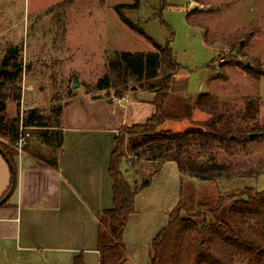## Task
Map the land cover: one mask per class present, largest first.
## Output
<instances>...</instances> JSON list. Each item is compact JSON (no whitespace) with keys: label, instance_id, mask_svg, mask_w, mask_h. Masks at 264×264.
Here are the masks:
<instances>
[{"label":"rangeland","instance_id":"374dc122","mask_svg":"<svg viewBox=\"0 0 264 264\" xmlns=\"http://www.w3.org/2000/svg\"><path fill=\"white\" fill-rule=\"evenodd\" d=\"M190 1L140 0L136 11L124 9L125 16L143 29V36L123 23L114 9L134 0H0V70L8 53L12 62L22 64L13 83L20 102L8 101L7 116L20 122L34 113L39 116L36 121L54 134L72 101L117 99L114 90L96 87L108 73V59L115 51L146 53L169 45L179 66L172 83L175 90L183 91L169 113L183 118L167 119L159 129L184 132L194 121L208 119L206 112L194 108L200 93L210 94L221 105L228 104L233 113L243 110L247 97L261 100L257 121L250 124L255 128L250 141L231 152L217 153L221 162L262 165L261 173L249 180L215 183L184 176L179 199L192 213L198 204L215 205L221 194L237 192L245 185L263 190L264 0H211L229 3L219 14L220 6L203 0L190 6ZM74 83L78 85L74 87ZM153 96L137 87L125 97L151 100ZM34 129L29 142L36 144ZM40 144L37 150L50 155L49 147ZM123 151L124 168L131 180L148 176L158 164L133 158L127 145ZM229 206L227 202L221 212L224 219H228Z\"/></svg>","mask_w":264,"mask_h":264},{"label":"trees","instance_id":"16d2710c","mask_svg":"<svg viewBox=\"0 0 264 264\" xmlns=\"http://www.w3.org/2000/svg\"><path fill=\"white\" fill-rule=\"evenodd\" d=\"M139 6L140 0H134L114 9L130 29L146 36L143 29L124 14V9L136 11ZM12 59L8 53L0 70V148L16 173L14 158L17 152L11 145L18 138L19 118H9L6 111L9 100L20 102V94L15 92L13 83L22 72V64L12 62ZM178 70L169 45L157 46L155 51L146 53L115 51L108 59V73L96 85L99 90H114L117 98L125 97L127 91L135 92L138 87L153 93L151 102L156 107L145 123L123 126L115 138L109 170L113 180V206L98 217L100 264H121L127 259L123 233L129 217L136 211V196L150 185L164 163L175 162L183 176L201 182L249 180L261 173L262 165L227 163L217 158L219 150L231 152L250 141L249 134L255 130L250 124L257 121L260 113L259 98H245L243 110L233 113L228 104L221 105L210 94L200 93L194 108L206 112L208 119L194 121L184 132L159 129L167 119L183 118L169 113L175 101L182 98L171 92L173 75ZM38 119L39 116L33 113L24 119V123L36 128L35 136L52 152L45 156L41 150H34L32 154L57 167L55 153L62 145V134L60 131L50 134L44 129L46 125L36 121ZM30 133L32 136L33 132ZM261 135L264 132L261 131ZM125 145L133 158L158 163L154 171L131 180L124 168ZM27 149L26 143L24 150ZM227 202H230L229 214L228 219H224L221 212ZM152 248L150 264H264V189L245 185L237 192L221 194L215 205L198 204L192 213L180 200L170 212L167 225L154 238ZM74 263L83 264L80 257L75 258Z\"/></svg>","mask_w":264,"mask_h":264},{"label":"crops","instance_id":"0c3cea01","mask_svg":"<svg viewBox=\"0 0 264 264\" xmlns=\"http://www.w3.org/2000/svg\"><path fill=\"white\" fill-rule=\"evenodd\" d=\"M193 1L202 0H191L190 6ZM203 1L220 6L217 14L229 6ZM171 92L183 93L173 83ZM83 99L72 101L61 115L57 167L33 156L40 140L29 142L32 136L27 151L15 156L16 184L0 206V264H75L77 257L83 264H100L98 217L113 206L109 170L115 138L123 126L145 123L156 107L144 98ZM183 177L168 161L136 196V211L123 233L127 259L121 264L151 263L152 242L180 201ZM11 184V166L0 152V200Z\"/></svg>","mask_w":264,"mask_h":264},{"label":"built area","instance_id":"2783aa9c","mask_svg":"<svg viewBox=\"0 0 264 264\" xmlns=\"http://www.w3.org/2000/svg\"><path fill=\"white\" fill-rule=\"evenodd\" d=\"M32 129H33L32 126L25 125L23 119L19 122L18 138L13 145V148L16 150L18 154L24 153V147L31 136L30 130Z\"/></svg>","mask_w":264,"mask_h":264},{"label":"water","instance_id":"95a60500","mask_svg":"<svg viewBox=\"0 0 264 264\" xmlns=\"http://www.w3.org/2000/svg\"><path fill=\"white\" fill-rule=\"evenodd\" d=\"M247 67H251L250 63L247 64ZM2 72H0V75H1ZM78 84L77 83H74V87H76ZM108 101L110 103L113 102V98H109ZM254 135H250V138H252ZM0 152L2 153L3 156H6L5 153L3 152V150L0 148ZM8 163L10 164L11 166V169H12V184H11V187L9 189V191L6 193V195L0 200V206L5 202V200L8 198V196L10 195V193L13 191L14 187H15V184H16V173L15 171L13 170V166L10 162L9 159H7Z\"/></svg>","mask_w":264,"mask_h":264}]
</instances>
